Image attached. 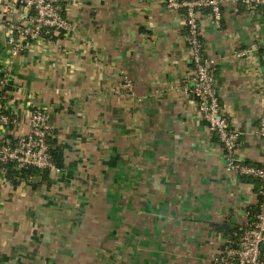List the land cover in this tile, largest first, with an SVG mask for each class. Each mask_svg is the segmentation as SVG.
Segmentation results:
<instances>
[{"label":"crops","instance_id":"crops-1","mask_svg":"<svg viewBox=\"0 0 264 264\" xmlns=\"http://www.w3.org/2000/svg\"><path fill=\"white\" fill-rule=\"evenodd\" d=\"M65 15L74 33L15 57L0 28L14 96L47 111L65 159L50 185L0 177V264H218L234 243L217 227H247L260 185L226 170L197 111L183 13L164 0H65ZM200 27L236 154L263 167L264 10L227 4Z\"/></svg>","mask_w":264,"mask_h":264},{"label":"built area","instance_id":"built-area-1","mask_svg":"<svg viewBox=\"0 0 264 264\" xmlns=\"http://www.w3.org/2000/svg\"><path fill=\"white\" fill-rule=\"evenodd\" d=\"M164 4L170 11L183 13L185 41L193 70L191 93L199 115L208 130L217 136L225 152L226 170L253 178L260 185L258 213L247 227L241 229L238 246H226L222 250L218 264H260L264 246V166L246 163L236 154L239 132L232 128L223 111L214 74L217 62L206 54L200 15L209 11L219 25L223 6L243 5L257 14L264 10V0H164ZM0 28L9 32L7 43L13 57L25 50L26 42H39L47 33L69 35L75 31L74 24L65 15V0H0ZM251 49L256 48L252 46ZM247 52L241 51L238 55L245 56ZM126 86L133 90L130 83ZM11 88L9 70L0 65V177L6 183L11 182L9 166L16 170H59L51 161L49 139L53 128L47 111L39 107H25L17 101ZM258 133L264 137V114L260 118ZM35 179V176L27 175L21 182L28 184Z\"/></svg>","mask_w":264,"mask_h":264},{"label":"trees","instance_id":"trees-1","mask_svg":"<svg viewBox=\"0 0 264 264\" xmlns=\"http://www.w3.org/2000/svg\"><path fill=\"white\" fill-rule=\"evenodd\" d=\"M50 143V156L51 161L56 166L57 169L61 170L64 167V148L58 143L56 139L53 138V136L49 139ZM27 175H33L37 178L35 185H33L34 188H38V186H41L43 184L50 185L51 184V178H50V171H40L36 169H22V170H16L13 166L8 167V177L12 181V184L15 186L20 185L22 182V179H25ZM259 211V209H258ZM257 211V213H258ZM217 230L225 234L226 236H231V242L234 244H230L232 247H237L239 244V238L241 236V231L230 229L227 225L218 226ZM237 235V237H235ZM264 264V246L261 250V263Z\"/></svg>","mask_w":264,"mask_h":264}]
</instances>
